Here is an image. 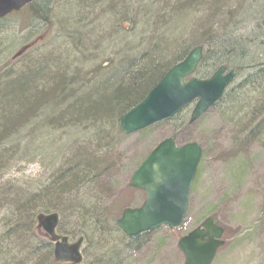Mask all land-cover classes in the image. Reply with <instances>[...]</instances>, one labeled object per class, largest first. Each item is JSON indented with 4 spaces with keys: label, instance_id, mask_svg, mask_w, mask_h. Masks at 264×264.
Instances as JSON below:
<instances>
[{
    "label": "trees",
    "instance_id": "16d2710c",
    "mask_svg": "<svg viewBox=\"0 0 264 264\" xmlns=\"http://www.w3.org/2000/svg\"><path fill=\"white\" fill-rule=\"evenodd\" d=\"M26 10L47 20V4ZM57 11L60 46L0 74V168L10 155L38 153L50 169L46 182L0 189V264H58L36 224L49 212L67 221L66 235L118 264L119 248L148 232L120 236L123 207L98 199L104 156L122 134L118 119L192 47L203 48L200 64L242 72L214 107L235 149L264 148V0H64Z\"/></svg>",
    "mask_w": 264,
    "mask_h": 264
},
{
    "label": "rangeland",
    "instance_id": "374dc122",
    "mask_svg": "<svg viewBox=\"0 0 264 264\" xmlns=\"http://www.w3.org/2000/svg\"><path fill=\"white\" fill-rule=\"evenodd\" d=\"M62 1L37 0L48 7L44 23L30 16L27 7L0 21V74L12 67L18 71L27 58L42 57L60 46L55 38L59 36L57 9ZM126 28L128 25L124 24ZM238 29L237 33L246 35V25ZM102 45L98 49L104 47ZM106 52L111 53V50L106 48ZM213 72L209 62L204 61L197 67L195 76L207 78ZM241 77L242 72H238L233 84ZM192 106H187L176 119L162 121L130 135L121 134L104 156L99 183L94 186L101 190L98 199L118 203L123 208H134L143 202L144 196L141 191L128 186L131 172L158 142L172 136L178 145L197 142L202 150L183 224L177 229L161 226L130 242L128 247L121 246L118 264H183V256L176 247L177 240L206 217L213 218L224 230L221 237L224 243L211 264H264L263 144L249 142L235 149L227 122L218 108H209L195 122L189 123ZM16 155L2 159L0 189L47 179L50 169L41 162V154L31 153L26 158ZM4 219V213L0 211V223ZM58 228V235L66 236L69 242L76 240L65 234L71 228L60 215ZM14 249L13 254L16 252L20 258L23 254L16 249L15 243ZM80 251L82 260L79 264H105L86 243H82Z\"/></svg>",
    "mask_w": 264,
    "mask_h": 264
},
{
    "label": "water",
    "instance_id": "95a60500",
    "mask_svg": "<svg viewBox=\"0 0 264 264\" xmlns=\"http://www.w3.org/2000/svg\"><path fill=\"white\" fill-rule=\"evenodd\" d=\"M33 0H0V17L17 10ZM202 58V47H193L179 63L172 66L147 92L145 97L118 119L123 134H131L156 122L172 118L196 100L190 113L193 123L222 96L236 75L234 69L226 74L220 66L207 79L191 77ZM201 157V147L195 142L175 145L168 137L160 141L136 166L129 186L141 190L144 200L139 207L125 208L116 220L117 227L127 236H135L160 226L175 229L185 216L191 183ZM58 214H39L37 225L53 242L52 255L57 263L78 264L81 261L82 239L68 243L55 230ZM223 228L212 218H205L199 226L177 241L183 264H211L217 249L223 245Z\"/></svg>",
    "mask_w": 264,
    "mask_h": 264
},
{
    "label": "flooded vegetation",
    "instance_id": "af4514ba",
    "mask_svg": "<svg viewBox=\"0 0 264 264\" xmlns=\"http://www.w3.org/2000/svg\"><path fill=\"white\" fill-rule=\"evenodd\" d=\"M24 9V7H22L21 9H19L18 11H13V12H9L8 14L4 15V16H1L0 17V21L2 20H5L7 17L13 15V14H16L18 12H21L22 10Z\"/></svg>",
    "mask_w": 264,
    "mask_h": 264
},
{
    "label": "bare ground",
    "instance_id": "6f19581e",
    "mask_svg": "<svg viewBox=\"0 0 264 264\" xmlns=\"http://www.w3.org/2000/svg\"><path fill=\"white\" fill-rule=\"evenodd\" d=\"M126 25H128L127 23H125ZM123 28H124V25H123ZM221 65H223V64H221ZM237 76H238V72H237ZM234 82V81H233Z\"/></svg>",
    "mask_w": 264,
    "mask_h": 264
}]
</instances>
